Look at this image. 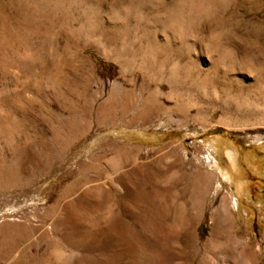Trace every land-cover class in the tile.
<instances>
[{
    "label": "rangeland",
    "instance_id": "374dc122",
    "mask_svg": "<svg viewBox=\"0 0 264 264\" xmlns=\"http://www.w3.org/2000/svg\"><path fill=\"white\" fill-rule=\"evenodd\" d=\"M40 1L12 0L0 25V228L19 238L7 251L33 264L57 238L66 252L46 251L50 264H228L235 237L264 249V126L190 117L208 106L201 59L264 65V44L222 47L217 37V27L237 37L240 22L264 20V0H96L81 27L74 7L46 0L39 12ZM261 85L236 90L250 122L264 120Z\"/></svg>",
    "mask_w": 264,
    "mask_h": 264
},
{
    "label": "bare ground",
    "instance_id": "6f19581e",
    "mask_svg": "<svg viewBox=\"0 0 264 264\" xmlns=\"http://www.w3.org/2000/svg\"><path fill=\"white\" fill-rule=\"evenodd\" d=\"M11 1L12 0H0V25L2 28H4V32L6 30V25L8 24L7 17L4 15V12L6 13V11H8V7L12 6ZM45 1L46 0H41L40 2L36 3L35 8H39V12H40V10L44 11V8H47L49 6L46 4L44 7ZM90 1L96 2V0H57V3L59 4L58 6L60 7V9L62 11L71 10V7H74L73 12H74L75 17L73 19L74 21H72V22L74 24L75 23L78 24L81 27V24L83 23L81 20V17L83 18V16H85L82 7L83 6L86 7L87 4L89 6H91ZM35 8H33V9H35ZM37 11H38L37 9L33 10V12L36 14V16L40 19V16L38 15L39 12H37ZM262 17L263 16L261 14H256V16L253 17L251 20H249L248 23L247 22L246 23L240 22L238 24V30H239L238 32L239 33H238L237 37L232 36L231 31L228 30V26L226 27L227 30H223L225 28H222V27H225L226 25L222 26V27L220 26L222 28L221 31H220V28L217 27V30L219 31V32L217 31L218 32V34H217L218 41H220V44L222 45V47H227V45H229V44L237 43V44H239L240 48L244 47L245 45L252 46L254 48L255 47L259 48L261 45L264 44V20ZM8 19H10V18H8ZM223 21H224V17L219 16L217 19V24L223 25ZM105 22H106L108 28H111V27L114 28V26H115L114 22L111 21L109 18H105ZM18 31H20V30H18ZM7 32H8V30H7ZM19 33H21V32H19ZM101 36H100V38H101ZM102 39H103L101 42L102 45H107L110 43L107 36L104 35ZM209 47H210V45L207 44V47L205 48L206 49L205 52H206V54L208 53V55L210 56L212 54V52L209 49ZM224 49L232 51V48H224ZM248 62L249 61H246L243 59H235L231 62V65L233 68L232 67L228 68V64L226 66H225V64L220 65L219 63H215V61L213 62V60H211L210 57L209 58L206 57V58L201 59V65L203 64L206 66L204 68L202 67V69H201V70H203V74H202L201 78L204 81L203 82V92H204L205 96H207L206 102L208 104L205 101L204 102L206 103L205 105H208V106L200 107L198 111L194 112L193 114L191 113L190 117L200 119L199 120L200 123L205 128H211L214 126H224L228 129L245 131L247 129H255L258 126H264V120H262L261 122H250V121H248L247 118L241 112H239L237 107L233 104V102L235 100V96L237 94L236 90L238 88L239 89L241 88V90H242V89H245L247 87L250 88V87L255 86V87H258L261 89V87H262L261 84L264 83V65H262L260 68L257 67V69L253 70V67ZM121 68H122V66H121ZM210 68H213V70L216 69V71H213L214 72L213 75H211ZM219 71L222 72L223 75L218 74ZM225 73L228 74V76H226ZM250 75H252L251 76L252 78H250ZM170 83L171 82H167L168 86L171 88L172 84H170ZM157 85L158 86L154 87L153 91L150 93L149 97L147 98V103H156V100L158 98V94L161 93V88H162L161 83H157ZM140 86L138 88H140ZM105 111H106V109H105ZM217 112H218V117L214 120L213 117ZM104 114H105V112H104ZM100 117H102V116H100ZM108 118H110V117H108ZM102 119H104V118H102ZM256 138L259 141H262L264 136L262 134H259ZM223 140L224 139H222V137H221L220 141L223 142ZM225 142L227 143V140ZM31 159H32V156L30 153L28 156V162H30ZM248 160H249V158H248ZM214 161H216V160L214 159ZM241 161L243 163L245 162L244 159H241L239 162H241ZM258 162L259 161H257L256 165L259 164ZM213 178H214V173L208 172V175H207L208 181L211 182L213 180ZM237 179L239 180V183H237L238 184L237 185V187H238L237 191L239 192V194H241L244 190V187H243L244 183L242 180L243 177L242 176L239 177V174H238ZM222 210H224L225 214H227L225 205H222ZM60 211H61V208L60 209L56 208V210L53 209L52 211L49 212V215L51 216V213L53 215H56L57 212H60ZM217 211L214 210L213 213L215 214V212L217 213ZM227 220H228V218H227ZM213 222H214V224L211 228L210 236H211V238H217V232L219 231V227H220V224H219L220 223V217H215L213 219ZM2 228L3 227L0 228V234L2 232L3 233L6 232L8 230L7 228L2 230ZM9 233L10 232L7 231L6 232L7 235L6 234H3L2 236L0 235V264H9V262L13 263V264H28L29 262H27L28 261L27 259H22V258L29 257V256H26L24 254V251L22 253L21 251L16 250L19 256L16 255L17 253L15 254L14 252L13 253L10 252L11 250L7 251L8 245H10L12 243L19 242L18 237H17L18 241H16V238L9 235ZM160 237H161V239L164 238L163 236H160ZM20 238H22V237L20 236ZM261 239H262V243L264 244V233L262 234ZM46 242H47V239H46ZM233 242L238 243V245L241 246V247L239 246L240 247L239 253L236 254L233 251H228L226 253L224 259H223L224 262H228V264H239L238 259H241V261L244 262L245 264H264V249H262L260 247L256 248L255 247L256 244H254L253 240L242 241L238 237H235V238H233ZM51 243L46 245L47 253H49L52 250V248L55 247L56 249L54 252L56 253L57 258L59 260H61L62 253L66 252L65 246L62 244L63 242L62 241L60 242V240L57 238L56 239L53 238V241ZM10 247H11V245H10ZM16 247H18V246H16ZM45 252L41 256L32 255L30 257V260L32 261V263L33 264H50L51 262L45 257V255H46ZM74 261H75V259H74ZM162 261H163V258L161 257L160 259L156 260L155 264H162Z\"/></svg>",
    "mask_w": 264,
    "mask_h": 264
}]
</instances>
